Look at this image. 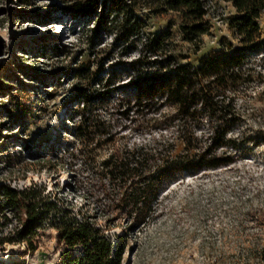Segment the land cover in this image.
I'll list each match as a JSON object with an SVG mask.
<instances>
[{"label":"rangeland","instance_id":"obj_1","mask_svg":"<svg viewBox=\"0 0 264 264\" xmlns=\"http://www.w3.org/2000/svg\"><path fill=\"white\" fill-rule=\"evenodd\" d=\"M205 3L206 30L186 39L182 13L164 0H132L105 30H95V16L67 10L68 0H0V183H38L95 215L112 234L124 235L122 264H246L242 241L264 239V10L262 46L248 55L241 79L224 90V104L242 114L227 136L246 133L235 161L169 183L139 225L129 226L102 196L99 163L112 147L157 132L150 129L152 112L140 111L132 120L120 113L139 69H153L171 55L197 63L230 44L242 47L230 21L232 2ZM88 91H112L86 109L115 133L110 144L103 135L92 143L74 135L80 95ZM208 124L204 120L197 132L207 134ZM8 215L4 233L20 223ZM61 246L57 231L46 226L34 250L25 241L6 243L0 263L58 264Z\"/></svg>","mask_w":264,"mask_h":264},{"label":"trees","instance_id":"obj_2","mask_svg":"<svg viewBox=\"0 0 264 264\" xmlns=\"http://www.w3.org/2000/svg\"><path fill=\"white\" fill-rule=\"evenodd\" d=\"M164 1L182 13L186 39L206 30L202 24L207 12L205 0ZM228 1L236 8L230 21L242 47L230 44L228 49L201 55L197 63L179 61L171 55L153 69H139L130 82L132 91H127L129 95L121 100V115L131 119L140 111L152 112L150 129L157 131L149 139L112 147L99 163L102 196L109 201L110 210L126 219L129 226L148 219L154 201L169 183L187 173L230 164L243 150L246 133L227 136L240 124L242 114L227 108L224 90L241 79L248 55L262 46L259 18L264 0ZM131 5L132 0H68L67 10L84 18L95 16V30H105ZM111 92L88 91L80 95L83 109L74 126L78 142L92 143L101 135L105 143L116 139L115 133L104 127L105 122L100 123L86 110L89 101L108 98ZM165 107L172 110L167 112ZM206 119L209 132L201 135L197 131ZM176 138L181 147H177ZM221 147L229 150L219 152ZM45 189L35 182L22 188L0 183V249L6 243L25 241L34 250L39 230L50 226L62 244L58 264H122L126 246L123 234H112L107 223H99L95 215L82 207L74 209L69 201ZM9 213L20 223L4 233L5 220H11ZM242 243L246 264H264V239Z\"/></svg>","mask_w":264,"mask_h":264}]
</instances>
